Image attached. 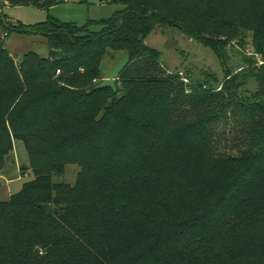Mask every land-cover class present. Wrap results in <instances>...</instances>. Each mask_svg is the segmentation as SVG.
<instances>
[{"label":"trees","instance_id":"obj_1","mask_svg":"<svg viewBox=\"0 0 264 264\" xmlns=\"http://www.w3.org/2000/svg\"><path fill=\"white\" fill-rule=\"evenodd\" d=\"M112 2L123 10L99 33L5 27L0 13L6 32L39 34L48 51L15 64L0 39V171L20 141L33 175L0 201V264H43L39 247L48 264H264V0ZM165 26L220 58L249 34L261 65L187 85L144 43ZM109 51L127 57L114 89L99 83ZM250 78L258 89L243 97ZM69 164L75 184H54Z\"/></svg>","mask_w":264,"mask_h":264},{"label":"rangeland","instance_id":"obj_2","mask_svg":"<svg viewBox=\"0 0 264 264\" xmlns=\"http://www.w3.org/2000/svg\"><path fill=\"white\" fill-rule=\"evenodd\" d=\"M44 4L45 0H40V8H35L31 5L9 6L4 3L0 10L3 25L5 27L22 25L35 29L48 20H55L77 27L87 25L90 32L99 33L101 31L99 22L110 19L124 7L122 3H113L112 0H67L49 8ZM248 38L249 34L243 46L232 43L224 48L221 51V58L210 45L188 38L173 26L155 28L145 38L144 43L160 53L159 61L168 74L181 73V77L187 78V85L192 83L191 80L200 81L210 75L215 80V83L211 84L217 86L223 83L227 72L235 74L245 68L246 60L249 58L258 61L261 65L260 59L251 54ZM0 39L15 64H18L20 59L28 53H34L41 58L47 57L45 38L39 34L6 32L0 25ZM126 61L125 53L109 51L99 66V83L114 89ZM261 73L264 77V63H262ZM257 89L255 79L250 78L239 93L243 97H250ZM23 167L25 169L21 171ZM79 171L76 165H66L62 175L52 176V182L73 186ZM32 177L28 168L26 150L20 141H14L13 150L5 157V165L0 171V201H7L10 195L17 193L22 184L31 180ZM34 253L43 264H48L44 258L45 249L36 248Z\"/></svg>","mask_w":264,"mask_h":264},{"label":"built area","instance_id":"obj_3","mask_svg":"<svg viewBox=\"0 0 264 264\" xmlns=\"http://www.w3.org/2000/svg\"><path fill=\"white\" fill-rule=\"evenodd\" d=\"M64 1H67V0H64ZM179 75L181 76L182 74H181V73H179ZM184 82H186V80H184Z\"/></svg>","mask_w":264,"mask_h":264}]
</instances>
